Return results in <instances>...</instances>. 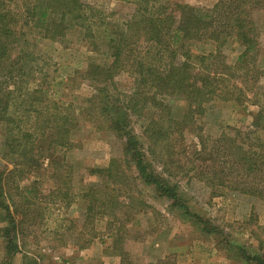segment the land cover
Here are the masks:
<instances>
[{"label": "rangeland", "instance_id": "obj_1", "mask_svg": "<svg viewBox=\"0 0 264 264\" xmlns=\"http://www.w3.org/2000/svg\"><path fill=\"white\" fill-rule=\"evenodd\" d=\"M87 1L104 11L114 3ZM167 1L212 7L219 0ZM125 8L122 10L130 11L129 6ZM126 18L122 12L106 20L114 25ZM256 21L262 29L259 65L263 70L264 9L256 14ZM105 34L102 29L97 32L95 45L80 43L77 36L63 43L34 36L36 60L30 62L32 71L23 78L28 81L13 95L8 121L0 120V201L8 206L11 216L0 207V264H246L241 250L264 255V201L236 191L212 189L195 178L189 162L198 152L200 136L208 149L224 133L234 138L238 132L244 137L257 130L260 134L256 136L264 140V74L255 85L249 78L244 94H235L240 97L238 105L219 99L207 103L202 114H195L193 124L182 129L183 139H171L175 147L170 148L171 166L175 167L169 182L178 186L177 193L183 194L190 210L219 232L206 234L152 186L137 179L131 164L118 162L117 170L124 176L116 184L89 173L90 169L107 168L112 159H122V142L99 127L97 120L101 119L85 101L93 94V87L81 76L90 63L111 62L100 43ZM213 49L199 44L196 51L206 54ZM222 51L227 64L234 66L242 48L232 42ZM114 79L117 93L131 91L132 79L127 73ZM233 82L230 80L229 86ZM165 103L175 120L187 112L182 97L165 98ZM70 111L77 124L70 148L55 144L57 135L54 137L49 128L43 130V136L39 132L28 138L27 144L22 140L23 132L32 134L34 126L48 124L47 120ZM38 112L42 114L37 116ZM148 116L147 112L132 118L134 132L143 142ZM253 116L257 117L255 124ZM21 149H26L25 157ZM177 151L179 156H175ZM178 165H184L186 172L179 173ZM103 188L112 195L108 199L113 203L111 209L101 208L103 193L91 198V190ZM90 198L94 209L88 212ZM10 218L15 220L14 230ZM8 243L16 246L13 256L6 255Z\"/></svg>", "mask_w": 264, "mask_h": 264}, {"label": "trees", "instance_id": "obj_2", "mask_svg": "<svg viewBox=\"0 0 264 264\" xmlns=\"http://www.w3.org/2000/svg\"><path fill=\"white\" fill-rule=\"evenodd\" d=\"M124 6H129L130 11L122 10ZM263 9L264 0H219L212 7L167 0H114L108 11L87 0H0V120L8 121L12 97L28 81L23 78L32 71L30 62L36 60L34 36L61 43L77 36L80 43L90 41L95 45L97 32L102 29L106 34L100 43L107 49L111 62L90 63L86 74L81 75L93 87V94L85 101L101 119L97 120L99 127L119 139L123 148L121 160L112 159L107 168L90 169L89 173L116 184L124 176L117 170L118 162L131 164L137 179L152 186L203 232L217 234V228L193 213L183 194L177 193L178 186L169 182L175 167L171 166L174 162L170 148L175 149L171 139L182 140V129L193 124L195 114H202L207 103L219 99L238 105L240 97L235 94H244L249 78L255 85L264 74L259 65L262 29L256 21V14ZM122 12L125 20L108 25L106 19H114ZM232 42L242 48L234 66L227 64L222 51ZM199 44L214 49L203 54L196 51ZM123 73L132 79L127 95L117 93L115 88L114 78ZM230 80H234L231 86ZM237 80L242 82L237 84ZM25 94L33 97L29 92ZM176 96L184 98L188 106L179 120L171 117L165 103V98ZM147 112L143 142L134 132L132 118ZM39 113L42 114L38 112L37 116ZM74 119L71 111L54 116L46 121L48 124L34 126L36 132H23L22 140L27 144L28 138L39 132L43 136V130L49 128L54 130V137L57 135L55 144L70 148L72 130L77 125ZM252 119L255 124L257 117ZM256 134L259 131L241 137L238 132L231 138L224 133L211 149L200 136L198 152L189 160L195 178L212 189L236 191L264 201V140ZM22 149L21 155L25 157L26 149ZM166 149L169 153H165ZM180 153L175 152V156ZM178 169L179 173L186 172L184 165H178ZM1 181L2 174L0 198ZM90 192L91 198L103 193V210L113 208L107 188ZM0 207L11 217L4 202L0 201ZM93 209L91 199L87 211ZM14 223V218H10L13 230ZM6 234L10 236V231L6 230ZM5 251L7 256H13L17 249L8 243ZM240 255L246 264H264V255H249L243 250Z\"/></svg>", "mask_w": 264, "mask_h": 264}]
</instances>
